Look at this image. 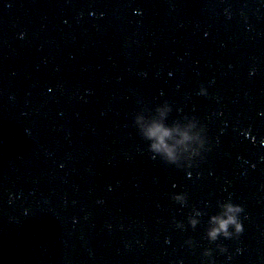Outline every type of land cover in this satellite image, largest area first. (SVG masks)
Returning a JSON list of instances; mask_svg holds the SVG:
<instances>
[{
	"label": "clouds",
	"instance_id": "clouds-1",
	"mask_svg": "<svg viewBox=\"0 0 264 264\" xmlns=\"http://www.w3.org/2000/svg\"><path fill=\"white\" fill-rule=\"evenodd\" d=\"M254 72L255 69H252L250 75ZM198 95H208L204 85L200 86ZM172 111V105L167 101H162L147 113L136 112L133 115L132 123L144 141V149L151 160L187 172L203 161L211 150L208 129L207 125L195 115L184 116L180 120L169 123L168 119ZM188 175L191 176V172H188ZM169 198L182 208L188 205L186 192H172L169 194ZM242 215H245L246 218L244 206L236 203L229 196L216 201L214 212L209 213L201 207L193 206L187 215V224L184 221L176 220L175 217H173V222L177 229L184 230L187 226L195 230L201 224L202 218L207 216L203 238L209 243H215L221 239L232 240L240 237L244 232ZM184 243L190 248L195 247V242L191 238ZM216 248L220 253L228 252L227 247L223 244L216 243ZM202 256L207 258L206 264H215L213 249L205 248ZM227 258L231 260L232 257L229 255Z\"/></svg>",
	"mask_w": 264,
	"mask_h": 264
}]
</instances>
